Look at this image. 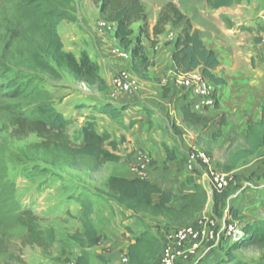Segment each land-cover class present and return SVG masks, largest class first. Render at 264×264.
Listing matches in <instances>:
<instances>
[{
    "label": "rangeland",
    "instance_id": "1",
    "mask_svg": "<svg viewBox=\"0 0 264 264\" xmlns=\"http://www.w3.org/2000/svg\"><path fill=\"white\" fill-rule=\"evenodd\" d=\"M141 1L149 17L147 29L149 37H145L144 34L142 39L149 57L148 66L140 60L133 62L130 59L124 62L112 56L111 50L120 46L113 32L100 33L98 26L104 19L100 14V4L95 0H73L71 11L76 20H64L58 27L66 52L73 53L77 57L83 52L91 56L92 52L95 58L92 56L91 58L100 64L102 77H107L105 66L110 70L109 78L122 69L128 70L139 82L136 93L128 95L116 93L111 89L110 80L106 81L108 90L100 91L97 86L76 80L66 68L58 66L53 61L51 65L54 67V72L40 70L30 74L23 70L16 71L21 75L37 74L35 77L38 86L50 94L55 109L70 120L67 135L72 143H80L83 140L84 129L92 126L100 135L106 133L110 135L117 150H113L108 144L106 150L118 157L119 161L101 163L91 157H77L59 149L37 134L20 136L18 128L12 123V118L7 117L0 108V154L3 155L8 166V179L15 185V198L21 207L32 211L39 218L45 238V246H25L23 241L28 234L26 228L22 226L7 230L0 228V237L4 239L5 246L0 252V264H78V259L81 257H85L88 264H128L127 240L132 238L131 231L141 233L148 229L156 236L162 237L189 225L210 228L212 222L217 227L215 241L213 244L203 243L197 254L185 264H225L224 260L221 263L219 261L229 258L228 254L235 256L244 264H263L262 252L257 248L233 249L232 247L236 242L242 241L249 226L264 221V149L242 161L232 172H227L225 167L229 164L230 153L244 148L249 121L258 122L261 119L264 105V77L256 72H258L257 68L264 69V44H262L264 26L258 32L254 25L257 23L259 25L262 18H256V13H250L249 10L253 8L258 11L257 7L259 9L262 7L264 11V0H241L233 7V10H239L241 13L248 12L246 16H241L243 18L241 22L257 31L258 36L256 38V35L245 32L237 38L239 42L244 43L242 54L246 58L253 59L257 65V71L253 73L254 78L247 80L248 86L245 84L248 88L240 92L237 98L252 99L248 97L251 94L256 98L252 99L247 108L242 104L232 108L233 104L229 106L228 98L225 99V94L222 93L223 89L218 88L220 97L218 108L206 111L204 114L210 119L208 129L200 136L191 131L193 138H187V146H182L184 144L182 142L180 145L186 152L196 148L208 157L209 164L198 161L194 171H187L184 168L186 159H181V156L177 157L174 154L177 159L172 160L164 144L173 145L171 140H179V142L182 140V136L176 130L177 127H174L175 121L178 120L175 117V110L178 109L177 103L180 101L172 88L176 72L168 74V67V71L157 70L160 69V65H157V57L159 53L165 55L169 46H173L176 32L171 25H168L161 40L159 37L155 39L153 29L161 11L170 2L178 8L181 6L187 13L197 8L208 13L217 12L208 6L206 0ZM228 10L229 8L221 9V17H226ZM141 25V23L133 25V41L139 36ZM204 26L207 33L203 35L208 42H224L218 27L223 25L218 18L214 19L211 25L204 23ZM211 31L216 32V39H213ZM167 65H164L165 68ZM146 75L150 78L149 81L143 78ZM221 78L225 79V77ZM0 100V105H7L5 98ZM102 105L113 106L123 113L119 119H112L101 113ZM169 107L172 108V114ZM147 112L154 113H151L153 116L149 115L153 119L151 128L148 124L142 127L136 125L137 123L136 126L130 123L131 117L138 121V118ZM165 113L169 117L168 123L163 121V118L167 117ZM148 135L153 136L148 138ZM157 150L163 156L160 168L163 169L162 175L165 178H170V171L174 166L182 172L177 177L179 182L184 178L187 181L186 176L190 175L194 176L195 180L196 177L202 179L197 182L195 190L205 189L206 206L197 216L188 219L184 216L174 218L151 213L136 215L100 195L99 190H108L107 184L111 177L135 178L136 173L133 172L135 168L144 174L145 179L154 178L152 168L157 162L151 160V155H157ZM147 160H150L149 169L143 171L140 165ZM214 171L233 176V188L224 208L223 218H217L213 213V185L210 175ZM83 201L92 208L89 217L84 215ZM235 210L239 213V221L232 215V211ZM86 220L102 235V242L98 246L92 248L83 246ZM226 224L238 226L240 234L226 238L224 235ZM163 245L162 242V247ZM217 251L218 256H215L214 252ZM160 258L161 251L147 264H159Z\"/></svg>",
    "mask_w": 264,
    "mask_h": 264
},
{
    "label": "trees",
    "instance_id": "2",
    "mask_svg": "<svg viewBox=\"0 0 264 264\" xmlns=\"http://www.w3.org/2000/svg\"><path fill=\"white\" fill-rule=\"evenodd\" d=\"M241 0H206L213 10L228 8ZM100 4V14L104 21L115 26L114 36L119 46L130 53L133 62L140 60L149 64L143 36L149 37V17L141 0H95ZM73 0H0V99L5 98L7 105L0 108L18 128L20 136L37 134L40 138L66 150L77 157H91L101 163L116 162L119 158L106 150L108 144L117 150L109 134L100 135L92 126L84 129L83 140L72 143L67 135L70 120L59 113L50 98V94L38 86L35 76L21 75L16 71L30 74L40 70L54 72L51 61L66 68L76 80L97 86L100 91L108 90V84L102 77L100 65L87 52L80 57L65 51L59 24L64 20L75 21L71 11ZM225 23H231L225 17ZM141 23L140 34L133 41V25ZM171 25L178 34L174 38L172 56L175 72L190 73L202 68L203 77L216 86L224 85L214 71L221 65L215 52L209 50L199 31L194 30L191 20L185 16L174 3H167L160 13L153 29L156 38L166 33ZM154 44V42H153ZM15 71V73H14ZM149 81L146 75L143 77ZM166 97L168 94L166 93ZM1 102V100H0ZM218 108V105H217ZM185 125L200 134L207 129L210 119L205 115L194 113L189 105H182ZM101 113L112 119H119L123 113L113 106L102 105ZM225 121V119H223ZM134 122V121H133ZM264 149V105L261 119L249 121L245 136V146L229 155V164L225 167L232 172L242 161ZM174 160L175 155H169ZM155 163L154 161H152ZM151 162V163H152ZM152 165V164H151ZM264 177V175H263ZM233 185L224 191L213 189V213L217 218L224 217V208L230 199ZM107 191L99 190L102 197L114 201L118 206L133 214L162 215L168 217L193 218L204 211L206 191L197 188L193 193H186L177 198L164 191L159 185L147 179L135 177H111ZM181 204L179 205V203ZM84 215L89 217L92 208L83 201ZM235 220L239 221L237 210L232 211ZM85 238L83 246L95 247L102 242V235L85 221ZM22 226L27 229L25 246H45L44 233L39 218L30 210H25L15 198V185L8 179V166L0 154V228L3 230ZM242 241L233 245L237 248H257L262 252L264 264V221L249 226ZM132 238L127 240L128 264H147L162 248V241L146 229L141 233L131 231ZM4 239L0 237V252L5 248ZM219 263L244 264L235 256L227 255ZM78 264H88L85 257L78 259Z\"/></svg>",
    "mask_w": 264,
    "mask_h": 264
},
{
    "label": "crops",
    "instance_id": "3",
    "mask_svg": "<svg viewBox=\"0 0 264 264\" xmlns=\"http://www.w3.org/2000/svg\"><path fill=\"white\" fill-rule=\"evenodd\" d=\"M235 4H236V2H235ZM235 4L231 7H228L229 10H228L227 15L225 17L231 23L230 26H228L225 23V21H223L224 18H223V16L221 17V12H220L221 9L220 10H213L214 12L215 11L217 12L215 14L214 13H208V11L205 12V11L200 10L198 8L195 9L194 11L189 12V13L185 12L186 10H183L181 8V6L179 7V9L181 10V12L185 16H187L191 20L194 30H197L201 33L205 46L209 50L215 52L216 55L218 56V58L221 62V65L214 71V74L219 79L223 80V78H221V77H225L224 80H227V82H225L224 85H220L217 87L219 89L220 88L223 89L222 93H223V95L225 94V99L228 98V102L230 103L229 106L233 104L232 105V108H233V107H237V105L239 106L240 104H242V105H244V108H247V105L249 103H251L252 99L253 98L255 99L256 96L251 94L252 96L249 95L248 97H252V99H249V98L246 99L245 97H241V99H239V100H238L237 96H238V94H240V92H243L244 90H246L245 88H248L247 87L248 85L246 84V82H247V80L250 81L251 77L254 78L255 74H253V73L256 72L257 69H258V72H256V73L258 75H261L264 77V69L263 68H257V65L253 59L251 60V58H246V56L242 54L243 53L242 47H243L244 43L239 42V40H237V38L240 35H243L245 32L246 33H252L254 36L255 35L257 36V31L255 32L252 28L247 27V25H243V23H242L243 18H241V16H246L245 14H248V12L247 13H241L239 10H236V9L233 10V7L235 6ZM257 9H258V11L256 9L252 8L249 10V12L250 13H256V15H257L256 18H262L260 20L259 25H258V23H257V25H254L255 28H257V30L259 32L260 30H262V28L264 26V11H263L262 7H260V9L257 7ZM216 17L222 22V25H223V27L218 26L221 30L220 36H221L222 40H224L223 43L217 42L216 40H214L216 42H208L207 38H205V35H203V34L207 33L205 26H204V23H209L211 25L212 21L214 19L215 20L217 19ZM203 20H204V22H203ZM174 31L176 32V35H177L178 31H176V30H174ZM171 34L173 36L172 32H171ZM210 34L212 35L213 39H216L215 38V37H217L216 32L211 31ZM159 38L162 40V35ZM256 38H258V36ZM115 42H116V40H115ZM145 47H146V45H145ZM157 47H159V46H157ZM169 47L170 48H169L168 52L166 51L165 55H162V53H159V55L157 57V65H160V69H157V70L160 72L161 71H168L167 70V67H168L169 68L168 74H172V73H175V66H174V62L172 59V56L174 53V46L171 45ZM250 47H252V46H250ZM91 56H92V58H95L92 52H91ZM167 62L169 65H167ZM163 64L167 65L166 68ZM104 71H105V74L107 77L103 76V78L106 81H109V80L111 81L113 77H110V78L108 77L110 70L108 69L107 66L104 67ZM197 71L202 73V68L197 69ZM249 73H250V75H247ZM263 77H261V78H263ZM244 96H246V93L244 94ZM225 99H224V101H225L224 103H226ZM169 100H172V99H169ZM172 101H175V100H172ZM167 105L169 106L170 104H167ZM177 105H179V107L177 109L179 111L175 110V112H176L175 117L178 120L175 121L176 123H174V127L175 126L177 127L176 130L179 133V135L182 136V140H180V142H179V140H174L172 138L173 140H171V142L173 143V145H169V143H164V144L167 147V150H168V152H170V154H176L177 157L181 156V159H183V160L186 159V162H184L183 165L187 171H194L196 168L195 167L196 164H194V165L188 164V161L186 158L187 153L190 150L188 152H186V150H182V146L186 147L187 143H188L187 138H190V137L193 138L192 132H194V133H196V132L189 129L184 123V116H183L181 101H178ZM169 109H170V114H172V108L169 107ZM151 113H153V112H150V114L148 112L143 113V115L138 118V121H137V119H135L133 117H131L129 121L131 124L135 125L137 123L136 125H139V126L141 125L142 127H145V125L148 124V126H150V128H151V123L153 122V119L149 115L153 116V114H154V113L153 114H151ZM198 114L204 115L205 113H198ZM166 116L167 117L163 118V121L164 122L167 121V123H168L169 117L167 114H166ZM157 122H160V121H157ZM158 124H160V123H158ZM135 126H133V127H135ZM208 127H207V129H208ZM149 135H148V138L153 136V135H151V136H149ZM197 135L200 136L201 133L200 134L197 133ZM166 140L167 139H165V141ZM181 142L184 143L182 146H180ZM162 157L163 156L161 155L160 151H158V150H157V155L156 154L151 155V160H155L157 163L152 168V171L154 172V176H153L154 178L150 179L149 181L153 184L159 185L164 191L173 194V196L175 198H177L180 195H184L186 193L195 192V186L198 185L197 182L199 180H202V179L196 177V180H195L194 176L190 175V176H186L187 181H185V178H184V180L179 182V178H177V177H179L182 172H180V170L177 169L176 167L174 168V166L171 168L170 178L168 177L169 173L167 175L168 178H165V176L162 175L164 171L162 168H160L161 167L160 162L163 160ZM167 158H165V159H167ZM176 159L177 158H175L174 160H176ZM123 178L133 179V178L125 177V176ZM180 204H181V202L179 203V205ZM157 237L163 243H165V236H162V237L157 236ZM128 244H129V242H128ZM214 255L218 256V251H217V253L214 252ZM182 264H185V263H182Z\"/></svg>",
    "mask_w": 264,
    "mask_h": 264
},
{
    "label": "built area",
    "instance_id": "4",
    "mask_svg": "<svg viewBox=\"0 0 264 264\" xmlns=\"http://www.w3.org/2000/svg\"><path fill=\"white\" fill-rule=\"evenodd\" d=\"M100 33L111 31L115 33V26L107 21L99 23ZM264 44V35L262 37ZM112 56L117 60L128 62L131 59L130 53L123 49L115 48L112 50ZM172 83L173 90L179 96L183 105H189L194 113H205L214 109L219 105L220 97L218 87L209 79L203 77L202 73L195 70L190 73H175ZM165 85V83H163ZM111 89L120 94H134L139 89L138 80L126 69L120 70L113 76ZM188 164H196L202 162L209 164L208 157L205 153L193 148L187 153ZM150 160L140 165L143 171L149 169ZM136 177L145 179L144 174L138 171V168L133 170ZM211 183L213 189L224 191L233 182V176L227 173L212 172ZM217 227L214 222L210 228H203L196 225H189L170 232L165 236V243L162 247L161 258L159 264H182L188 262L202 247L203 243L213 244L216 238ZM240 234L239 227L234 224H226L224 226V235L226 238L236 237ZM128 262V259L126 258Z\"/></svg>",
    "mask_w": 264,
    "mask_h": 264
}]
</instances>
